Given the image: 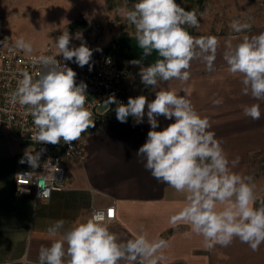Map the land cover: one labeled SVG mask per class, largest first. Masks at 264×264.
<instances>
[{
    "label": "clouds",
    "instance_id": "clouds-1",
    "mask_svg": "<svg viewBox=\"0 0 264 264\" xmlns=\"http://www.w3.org/2000/svg\"><path fill=\"white\" fill-rule=\"evenodd\" d=\"M126 18L134 26L137 46L142 50L141 58L128 63L139 66L140 81L145 88L152 89L155 98L149 101L147 96L139 95L129 97L125 104L113 93L104 103L115 105L120 123L132 117L140 124L147 116L151 130L136 155L143 158L145 169L154 179L185 195L183 208L170 217V222L188 225L192 233L203 237L207 250L217 245L228 247L238 239L253 252L258 251L264 244V201L255 207L252 178L234 171L240 157L228 158L222 146L224 141L210 130V120L202 117L191 100L180 94L182 89L161 87L172 80L187 83L193 61L203 64L207 72H214L221 41L216 36L191 35L188 28L199 27L197 12L185 10L176 0H137L126 11ZM229 27L239 34L249 32L251 24L234 19ZM73 39L81 41L80 45H71ZM16 47L32 51L31 44L23 38L16 40ZM56 47L57 56L62 55L64 61L81 68L87 65L90 72L93 52H102L100 47H88L82 33L73 37L68 31L57 37ZM153 52L158 58L143 66L142 60ZM57 56H40L37 62L41 68L35 73L36 78L23 72L10 99L13 104L26 106L33 117L36 130L32 141L51 145L63 141L70 149L72 142L95 127V123L92 112L85 107L87 84L83 81L77 84V73L61 64ZM222 58L227 73L239 78L241 94L256 101L241 105L243 116L260 120L264 103V31L230 37L224 41ZM211 103L219 106L223 98L214 95ZM161 116L174 122L157 131ZM46 151V148L35 152L27 149L19 163H27L35 170ZM59 171L55 166L54 170H47V175L36 176L42 189L37 194L40 200L50 196L46 186L56 183L54 173ZM33 173L19 176L27 175L31 180ZM109 217L94 212L62 233L65 222L56 221L47 231L50 237L59 234L60 238L52 240L50 246H40L38 264H159L164 258L162 250L169 246L166 240H150L143 230L135 237L121 238L110 231Z\"/></svg>",
    "mask_w": 264,
    "mask_h": 264
},
{
    "label": "crops",
    "instance_id": "crops-1",
    "mask_svg": "<svg viewBox=\"0 0 264 264\" xmlns=\"http://www.w3.org/2000/svg\"><path fill=\"white\" fill-rule=\"evenodd\" d=\"M261 31H264V17L258 16L249 32H195L193 36H216L221 41L216 70L209 73L203 64L193 61L187 83L172 80L161 85L182 89L180 94L188 97L197 112L210 120V130L224 141L222 146L228 158L240 157L234 171L252 178L255 207L264 201V103H261L260 120L243 116L241 105L256 101L241 94L240 80L227 73L222 52L224 41L230 37ZM123 64L130 69L128 96L145 95L149 101L154 99L152 89L145 88L140 81L139 66L124 59ZM214 95L223 98L221 105H212ZM158 120L157 131L174 122L163 116ZM149 130L146 115L140 124L129 117L126 123L117 120L85 130L87 155L85 160L67 162V188L38 201L14 194L16 174L29 167L19 160L25 150L34 152L35 148L29 142L20 141L8 126L0 125V264L17 263L25 258L38 262L40 246H50L52 240L60 238L59 234L50 237L47 231L56 221L65 222L62 233L88 219L94 207L111 205L115 206L116 220L109 225L110 231L121 238H132L143 230L150 240L160 238L168 242L159 264H264V244L253 252L247 244L235 239L228 247L217 245L207 250L203 237L192 233L188 225L170 222V217L183 208L185 195L159 183L145 169L143 158L137 157Z\"/></svg>",
    "mask_w": 264,
    "mask_h": 264
},
{
    "label": "built area",
    "instance_id": "built-area-1",
    "mask_svg": "<svg viewBox=\"0 0 264 264\" xmlns=\"http://www.w3.org/2000/svg\"><path fill=\"white\" fill-rule=\"evenodd\" d=\"M260 1L264 4V0ZM57 52L54 48L47 47L35 53L27 54L24 50L16 47V42L12 38L0 37V125L11 128L20 141L31 143L35 151H39L41 148L47 149L41 155L39 168L33 170L29 166L18 171L14 180V194L19 197L28 196L38 201L40 199L37 194L42 189L38 186L37 175H47V170H54L55 166L60 169L59 172L54 173L56 183L46 186L50 190V196L41 200H47L51 198L53 192L63 191L67 188V162L73 159L85 160L87 155L83 138L85 131L79 140L72 142L70 149L69 145L63 144V141L58 145L38 144L32 141L31 137L36 130L33 117L26 106H21L19 103L13 104L10 99L11 94L17 88L18 81L22 79V73L28 72L35 79V73L41 68L37 62L38 58L40 56H57ZM56 59L77 73V84L81 81L87 84L85 107L92 112L93 123L101 127L106 123L117 121L115 105L108 106L104 101L114 93L117 100L127 103L129 98L127 75L130 73V69L123 64V59L105 49H102V52L94 51L91 60L93 70L91 72L87 65L81 68L74 62L64 61L62 55L57 56ZM104 105L105 110L100 112L99 108ZM30 172H34L31 180H28L27 175L19 176V174ZM94 212H102L106 217L111 214L109 217L111 224L116 220L114 205L107 208L94 207L91 215ZM4 264H38V262L25 258L17 263Z\"/></svg>",
    "mask_w": 264,
    "mask_h": 264
},
{
    "label": "rangeland",
    "instance_id": "rangeland-1",
    "mask_svg": "<svg viewBox=\"0 0 264 264\" xmlns=\"http://www.w3.org/2000/svg\"><path fill=\"white\" fill-rule=\"evenodd\" d=\"M185 10L197 12L195 32L232 31L234 19L250 23L264 17L260 0H176ZM136 2L128 0H0V37L15 42L23 38L30 43L31 53L56 47V39L64 31L73 37L82 33L87 46L109 49L113 40L122 33L135 37V28L126 18V11ZM203 13V15H201ZM81 41L73 39L71 45ZM70 45V46H71ZM27 54H31L25 51ZM105 110V105L99 108ZM258 169L260 164H257Z\"/></svg>",
    "mask_w": 264,
    "mask_h": 264
},
{
    "label": "trees",
    "instance_id": "trees-1",
    "mask_svg": "<svg viewBox=\"0 0 264 264\" xmlns=\"http://www.w3.org/2000/svg\"><path fill=\"white\" fill-rule=\"evenodd\" d=\"M128 1L137 2V0ZM188 31L191 35L194 34L191 29H188ZM107 50L128 62L142 57V50L137 46L136 38L126 32L120 34L117 38H115L111 46ZM157 58L158 54L156 52H153L151 56L142 60V64L144 66H148L154 63Z\"/></svg>",
    "mask_w": 264,
    "mask_h": 264
}]
</instances>
